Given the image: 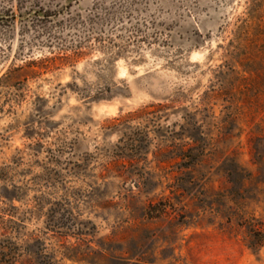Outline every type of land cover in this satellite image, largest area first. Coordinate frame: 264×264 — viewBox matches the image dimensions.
Instances as JSON below:
<instances>
[{"label": "rangeland", "instance_id": "rangeland-1", "mask_svg": "<svg viewBox=\"0 0 264 264\" xmlns=\"http://www.w3.org/2000/svg\"><path fill=\"white\" fill-rule=\"evenodd\" d=\"M12 205L21 264H264V0H0Z\"/></svg>", "mask_w": 264, "mask_h": 264}, {"label": "trees", "instance_id": "trees-1", "mask_svg": "<svg viewBox=\"0 0 264 264\" xmlns=\"http://www.w3.org/2000/svg\"><path fill=\"white\" fill-rule=\"evenodd\" d=\"M76 54V53H75ZM113 54V53H112ZM59 58L55 57L54 59ZM193 140V145H197V142L195 139ZM180 160L183 161H192V166H195L197 164L198 159L195 157H187L186 155H182L180 157ZM190 169V168H188ZM17 190V189H15ZM18 191V190H17ZM9 192V191H7ZM15 199H12V202H14ZM14 205L10 206V210L8 211L7 216L11 217L8 220L3 219V221L0 222V264H21V259L24 257V255L30 256V259L35 261V255L36 253L29 250L30 245L28 242L24 240H20L17 243H13L10 239L13 234H19L18 229L15 226H18V223L15 222V211H18ZM2 213V212H1ZM5 214V213H2ZM53 219H58L57 216H62L61 214L57 213V211L53 212ZM2 218H5L3 216ZM63 221V219H58V222ZM34 264H36L34 262Z\"/></svg>", "mask_w": 264, "mask_h": 264}]
</instances>
